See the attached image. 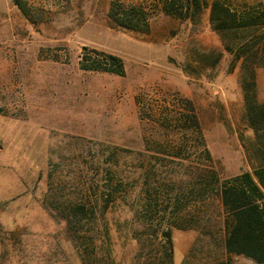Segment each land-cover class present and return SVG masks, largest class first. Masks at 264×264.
<instances>
[{
  "label": "rangeland",
  "instance_id": "1",
  "mask_svg": "<svg viewBox=\"0 0 264 264\" xmlns=\"http://www.w3.org/2000/svg\"><path fill=\"white\" fill-rule=\"evenodd\" d=\"M113 2L143 12L146 32L110 21ZM178 2L173 16L163 0H0V264H139L143 245L160 247L155 228L144 226L159 216L120 204L103 217L58 209L59 201L85 200L82 191L106 168L136 190L135 198L144 185L163 196L174 180L198 179L204 165L220 179L256 166L245 152L253 134L239 63L211 27L209 3L179 18ZM225 2L264 9V0ZM83 47L120 57L125 75L81 70ZM256 83L262 99L264 68ZM175 153L181 162L170 158ZM218 213L213 201L204 235L170 229L173 264L222 259Z\"/></svg>",
  "mask_w": 264,
  "mask_h": 264
},
{
  "label": "trees",
  "instance_id": "2",
  "mask_svg": "<svg viewBox=\"0 0 264 264\" xmlns=\"http://www.w3.org/2000/svg\"><path fill=\"white\" fill-rule=\"evenodd\" d=\"M176 1L180 4L178 13H175L179 18L194 17L204 7L207 8L209 3L210 25L221 35L223 48L232 55L233 63H239L245 123L253 134L245 152L255 160L256 166L251 171L220 179L211 166L204 165L198 179L193 177L186 182L174 180L172 184L166 185L163 196H152L150 192L154 188L150 190L144 185L141 187V195L138 194L135 198H132V194L136 190L127 188L122 183L124 178L115 169L106 168L99 171L100 179L94 185L84 193L82 191L81 196L86 195L85 200L75 198L74 201H59L58 209L70 212L69 217L72 215L78 218L87 211L103 217L113 205L120 204L123 208L151 218L159 216L160 219L144 226L147 232L156 229L154 236L159 239L160 247L153 248V242L149 241L148 245H143V253H136L135 261L141 260L139 264H173L170 229H196L204 235L210 222L208 213L214 201L217 203L218 217L221 218L223 256L214 264H264V98L258 96L256 83L257 69L264 68V9L238 10L225 0ZM174 3L175 0L171 3L170 0H163L162 3L164 11L173 16L177 12L173 7ZM20 9L23 13V8ZM107 16L121 28L146 32V27H140L144 13L135 8H126L113 2ZM79 67L87 72L118 77L125 75L120 57L87 47L82 48ZM122 152L132 155L130 151ZM201 157L211 164L212 159L206 147H203ZM170 158L179 160L176 153ZM111 177L118 179L112 181ZM115 195L119 197L116 198ZM66 219L67 217L65 221ZM103 232L101 246L108 258L111 256V249L107 224H104ZM134 233L137 234L136 231ZM90 241L94 245L95 238L91 237ZM236 258L242 262L235 261ZM183 264L190 263L184 261Z\"/></svg>",
  "mask_w": 264,
  "mask_h": 264
}]
</instances>
